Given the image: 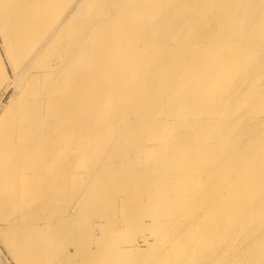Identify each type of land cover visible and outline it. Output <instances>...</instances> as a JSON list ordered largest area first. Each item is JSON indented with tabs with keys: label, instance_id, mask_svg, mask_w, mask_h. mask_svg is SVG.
I'll use <instances>...</instances> for the list:
<instances>
[{
	"label": "bare ground",
	"instance_id": "6f19581e",
	"mask_svg": "<svg viewBox=\"0 0 264 264\" xmlns=\"http://www.w3.org/2000/svg\"><path fill=\"white\" fill-rule=\"evenodd\" d=\"M76 1L0 0V90L16 94L0 113V223L14 253L264 264V0H85L63 21ZM82 155L102 196L57 216L55 174ZM144 217L153 242L135 231L101 246Z\"/></svg>",
	"mask_w": 264,
	"mask_h": 264
},
{
	"label": "rangeland",
	"instance_id": "374dc122",
	"mask_svg": "<svg viewBox=\"0 0 264 264\" xmlns=\"http://www.w3.org/2000/svg\"><path fill=\"white\" fill-rule=\"evenodd\" d=\"M81 0H77L72 6H71V9H67V13L64 15L65 17H64V19H63V21L65 20V18L68 16H70V15H72L76 10H77V8H78V6H79V4L81 5L85 0H82L81 2H80ZM85 4V3H84ZM74 6V7H73ZM77 7V8H76ZM57 11H60V9L61 10H63V8L61 7V6H58L57 7ZM76 9V10H75ZM65 10V9H64ZM64 10H63V12H64ZM75 10V11H74ZM72 11H74L73 13L70 12ZM70 14H69V13ZM59 13V12H58ZM67 17V18H68ZM74 36H76V34H73V37ZM161 40V39H160ZM163 41H165V40H163ZM71 44H67L66 46L67 47H69ZM0 57L1 58H4L5 60H6V55H5V51H4V48H3V46H2V39H1V37H0ZM50 58H53V56L52 55H49V57H48V59H50ZM11 59L13 60V58L11 57ZM14 61V60H13ZM21 66H22V63H20V65H19V67L18 68H21ZM86 70V69H85ZM85 70H82L83 72L85 71ZM11 77H12V79H14L15 78V76L13 75V73H11ZM11 88H13L14 89V86H10V87H8V89L7 88H2L1 90H0V113H1V111L3 110V108L6 106L5 104H7L8 103V101H10V99H12L11 97H13V96H15L16 94L14 93L15 91L13 90V89H11ZM5 90V91H4ZM13 94V95H12ZM15 94V95H14ZM2 103H3V105H2ZM178 109H176V110H173V112H172V115H174V116H177L178 115ZM157 122H159V123H161V124H165V120L164 119H159V121H157ZM146 155V154H145ZM85 158V160L84 159H82V158ZM146 157H147V155H146ZM164 157H166V156H164ZM71 159H72V157H70ZM77 158V159H76ZM70 159V160H71ZM79 159V160H78ZM87 159V160H86ZM129 158H126V160H128ZM65 160H66V158H65ZM69 160V159H68ZM77 160H78V162L81 160V161H85V162H81V163H85V164H87V161H89V163H95V161H93V159L91 160V158H89V157H85V156H83L82 155V157L81 156H78V157H75L74 158V161H72V162H69L68 164H66L65 166V169L63 170L62 169V171L60 172V173H57V174H55V176H57L56 177V184H55V187H53L54 189H57L56 191L57 192H59V191H61V194H62V196L60 197L61 198V203H59V202H56V201H54L53 202V205H55V203H56V205H61L62 206V204L64 203V205L65 206H63L64 208H63V211H61V213L59 212H57L58 214H57V216H59L60 214L62 215V216H71L72 214H73V212H74V210L76 211V208H78V207H83V208H88V207H91V209H93V207H94V204H93V202H91L92 200L91 199H95V203H98V201H99V199L101 198V196H102V191H100V190H98V189H96V183L95 182H93V180H91V178L92 177H90V175H91V168H84V167H80L79 165H80V162L78 163L77 162ZM126 160H125V164H122V165H126L125 166V168L124 167H121V165L119 166V164H117L118 166H117V168H124V169H128L127 167H129V163H128V165H127V162H126ZM133 160V159H132ZM131 160V161H132ZM143 162V164H146V158H145V156L143 157V160H142ZM74 162H76V163H74ZM73 163V164H72ZM96 164V163H95ZM73 165V166H72ZM91 166V165H90ZM72 167V168H71ZM134 168H136L135 166H133ZM132 167V168H133ZM129 168H131V167H129ZM208 168H209V165H208ZM88 171H89V173H88ZM86 173V174H84V173ZM59 175V176H58ZM84 175L87 177H84ZM68 177V178H67ZM67 178V179H66ZM89 178V179H88ZM68 179H69V181H68ZM86 179V180H85ZM67 180V181H66ZM86 182H85V181ZM87 180H89L88 182H87ZM66 181V182H65ZM82 181L84 182L83 184H82ZM91 181V182H90ZM69 183V184H68ZM80 183H81V185H80ZM88 183V184H87ZM90 183V184H89ZM253 183H256V186H253V188H252V190L249 192V193H252V192H254L255 190H256V188L258 187V185H257V182H256V180L253 182ZM85 184H86V186H85ZM57 186H60V188H56ZM87 187H89V188H87ZM91 187V188H90ZM91 190L90 192H89V190ZM73 192V193H72ZM76 192V193H75ZM30 192H29V190L27 191V194H29ZM53 193V192H52ZM60 193V192H59ZM89 193V198L87 197V194ZM75 194V195H74ZM73 195V196H72ZM28 196V195H27ZM26 196V197H27ZM79 196V197H78ZM73 197H74V200H73ZM76 197V198H75ZM78 198V199H77ZM83 199V200H82ZM68 201L67 203H65V201ZM63 202V203H62ZM74 202V203H73ZM108 204V203H107ZM55 205V206H56ZM74 205H75V207H74ZM166 205H168V204H166ZM165 205V206H166ZM69 206V207H68ZM106 206V205H105ZM120 205L117 203V207H119ZM69 208V209H68ZM67 211V212H66ZM70 211V212H69ZM38 212V211H37ZM36 212V213H37ZM42 211H39L38 213L41 215L42 213H41ZM68 214V215H67ZM96 218V219H95ZM93 219H94V224H95V222H100L101 223V225L99 226V228H97V231L98 232H100V231H102V230H105V225H104V220H105V218L104 217H102V216H100V214H94L93 215ZM97 220V221H96ZM28 220H26V222H27ZM175 221H176V223L174 224V226L172 227L173 229H172V231L173 230H175V232L177 231V229H178V227L181 225V223L179 224V222H180V220L179 219H175ZM141 223H139V224H136L135 225V227H137V230H133V229H129V231L128 232H124V235L126 236V238H129L128 239V241H129V243H130V240H131V238H132V235H133V233L135 232V231H137L136 232V237H134L135 238V240L138 242L137 244L139 245V246H146V243L147 242H153V236H151L146 230H144V224H146V223H148L149 222V219H147L146 217H144L143 218V221H140ZM3 226V227H2ZM5 224H1L0 223V264H23L24 263V258H23V256L18 252V253H14V250H12V242H11V236H10V234H7L5 231H4V229L3 228H5ZM116 226L118 227V222L116 223ZM142 227V228H141ZM156 227V226H155ZM95 228V227H94ZM153 228H154V226H153ZM126 230V229H125ZM142 230H143V232H142ZM131 231V233H129ZM215 231L216 232H218V234H219V228H215V230H214V233H215ZM140 232H142V233H140ZM159 229H157V228H155V230H154V233H155V235L156 234H159ZM218 234L216 233L215 234V236L213 237V240L218 236ZM3 235V236H2ZM231 237V235L230 236H228L227 238L229 239ZM166 238L167 239H169L170 237L167 235L166 236ZM189 238H191V236L189 237ZM162 239H165L164 237L163 238H161V240L157 243V245H158V251H160L163 247H165L166 246V244L165 243H163L165 240H163V242H162ZM13 241V240H12ZM160 243V244H159ZM189 243V242H188ZM203 243V242H202ZM190 244V243H189ZM188 244V245H189ZM127 244H126V241H125V243L123 244V245H120V246H126ZM101 246L102 247H105L106 249H110V248H114V247H112V246H110V245H108V244H105V242H104V240H102V243H101ZM120 246H118V245H116L115 247L117 248V247H120ZM170 247H171V245H170ZM169 246L168 247H166V248H170ZM11 249V250H10ZM199 250H201V249H199ZM164 254V253H163ZM57 256V255H56ZM55 256V257H56ZM77 257V258H76ZM76 257H74L73 258V260H72V258L70 259V260H65V262H63V264H69V262H70V264H79V263H81V257H79V256H76ZM173 257H174V255H172V253L170 252V251H168V252H165V254L164 255H162V253H159V255L157 256V257H154V258H152L150 261H141V262H139V263H137V264H171V262L173 261ZM58 258V256L55 258V260L53 259L52 261H51V259L50 260H48V263L47 264H55V263H57L59 260V258ZM155 258H157V259H155ZM212 258H214L213 256H212ZM65 259V258H64ZM155 260V261H154ZM54 262V263H53ZM152 262V263H151ZM58 264V263H57ZM59 264H61V262H59ZM195 264V263H194Z\"/></svg>",
	"mask_w": 264,
	"mask_h": 264
},
{
	"label": "crops",
	"instance_id": "0c3cea01",
	"mask_svg": "<svg viewBox=\"0 0 264 264\" xmlns=\"http://www.w3.org/2000/svg\"><path fill=\"white\" fill-rule=\"evenodd\" d=\"M124 232H127V231L125 229L121 230V231H116V230L110 231L107 233V235H105L103 240H104L105 244H108L112 247H115L116 245H118V246L123 245L125 243V241L127 244V239H129V238H126V236L124 235Z\"/></svg>",
	"mask_w": 264,
	"mask_h": 264
}]
</instances>
